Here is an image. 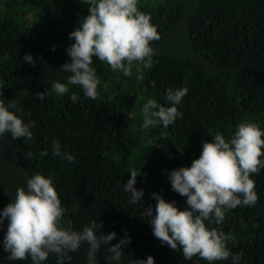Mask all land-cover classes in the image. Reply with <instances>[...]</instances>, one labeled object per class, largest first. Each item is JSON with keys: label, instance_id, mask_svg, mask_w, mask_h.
Listing matches in <instances>:
<instances>
[{"label": "trees", "instance_id": "obj_1", "mask_svg": "<svg viewBox=\"0 0 264 264\" xmlns=\"http://www.w3.org/2000/svg\"><path fill=\"white\" fill-rule=\"evenodd\" d=\"M88 7L80 0H0V96L15 99L16 114L34 121L31 140L9 133L0 138V209L18 186L40 172L52 177L74 229L97 220L102 233H117L109 246L125 232L131 237L122 248L121 264L148 255L155 264H209L198 256L185 260L181 252L161 246L140 211L155 206L152 192L186 207V197L171 190L167 174L189 166L211 135L219 131L228 138L242 121L264 127V0H139L160 37L151 42V64H134L125 76L94 56L99 95L88 98L79 86L57 95L51 82L66 83L71 74L57 71L70 61L68 33ZM25 53L32 54L34 64L22 60ZM137 67L142 80L136 78ZM182 85L188 89L177 105L182 116L166 129H141L142 105L153 98L163 104L165 90ZM73 92L76 102L69 99ZM37 94H45L44 99ZM53 140L74 160L53 156ZM45 150L46 155H39ZM133 170L141 173L134 186L144 189L137 207L121 186ZM251 178L255 205L238 206L221 224L208 227L227 234V246L240 256L239 264H264V168ZM5 230L6 221L0 224V241ZM86 249L83 244L70 253L66 264H86ZM7 255L0 247V264H32L30 259L10 261ZM109 255L102 246L98 264H112ZM43 264H56V257L50 255Z\"/></svg>", "mask_w": 264, "mask_h": 264}, {"label": "clouds", "instance_id": "obj_2", "mask_svg": "<svg viewBox=\"0 0 264 264\" xmlns=\"http://www.w3.org/2000/svg\"><path fill=\"white\" fill-rule=\"evenodd\" d=\"M87 4V15L78 20V27L68 33L72 43L65 51L70 57L57 70L61 75L70 72L67 82H51V89L57 95L69 93V86H79L84 96L95 99L99 95L101 81L93 63V57L107 64L112 71L125 76L132 74L134 64L148 67L152 62L154 48L151 42L158 40L157 26L151 22L149 13L138 7L139 0H80ZM54 50V46H53ZM22 60L34 64L31 53H25ZM137 79L143 74L136 69ZM187 87H169L165 90V103L148 99L141 108V129L163 126L165 129L182 116L177 105L187 94ZM44 99L45 94H37ZM69 99L78 96L73 92ZM16 100H5L0 96V138L9 133L12 138L31 140L34 121L25 122L16 112ZM210 141L202 143L198 158L189 166H180L167 174L171 190L186 197V207L178 208L176 201L166 200L159 193L152 192L155 206L148 204L140 214L147 218L151 232L161 246L167 245L183 254L185 260L198 256L212 264L214 261L231 259L239 264L240 256L233 255L227 246V234L211 224H221L226 213L238 206H253L258 197L251 174L264 168V127L242 121L236 125L232 135L226 138L217 131ZM53 156L74 160V156L62 150L59 140L51 144ZM47 151L39 153L46 155ZM29 157L32 153L27 154ZM140 170L128 173L127 181L121 185L130 203L143 202V188H136ZM66 208L55 190L51 176L40 172L26 179L25 186L15 189L14 198L0 209V224L6 221V230L0 247L8 253L10 261L30 259L32 264H43L50 255L56 257V264H66L70 253L86 244V264H98L97 253L106 246L112 264H121L122 248L131 243V237H117L109 231L98 230V221L90 220L80 230L72 227L65 219ZM132 264H155L154 257L132 259Z\"/></svg>", "mask_w": 264, "mask_h": 264}]
</instances>
